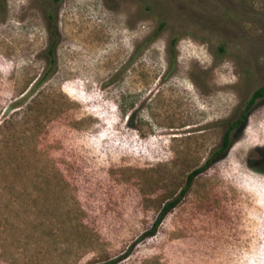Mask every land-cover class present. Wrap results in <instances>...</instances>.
Masks as SVG:
<instances>
[{"label": "rangeland", "instance_id": "rangeland-1", "mask_svg": "<svg viewBox=\"0 0 264 264\" xmlns=\"http://www.w3.org/2000/svg\"><path fill=\"white\" fill-rule=\"evenodd\" d=\"M1 1L0 264H264V0Z\"/></svg>", "mask_w": 264, "mask_h": 264}, {"label": "trees", "instance_id": "trees-1", "mask_svg": "<svg viewBox=\"0 0 264 264\" xmlns=\"http://www.w3.org/2000/svg\"><path fill=\"white\" fill-rule=\"evenodd\" d=\"M0 6H2V1L0 0ZM49 32H50V37L51 39L49 40V43L44 51V57L46 58V67L45 69H43V71L41 72V74L39 75V78L37 80H35L34 83L39 84L40 82H43L45 79L48 78L49 74L51 73L53 67H54V48L55 45L57 43V37H56V32H54V25H51L49 27ZM264 96V84L258 86L257 88H255L251 94L249 95L248 99L245 101L244 107L243 109L240 111L239 116L236 120H234L233 122L229 123L227 128L225 129V131L223 132L222 136H221V140H220V144L219 147L213 152L211 157H215L220 155L221 153H223L225 151V149L228 147L229 142H230V130L238 125H241L244 118H245V114L246 112L249 110V108L251 107V105L253 104L254 100L256 98L259 97H263ZM210 158H207L205 160V162L199 167L196 168L194 170H192L190 173L187 174L186 177V182H185V187L184 189H186V187L190 184V181L192 179V177L199 172L200 170L204 169L206 167V165L210 162ZM184 191V190H182ZM174 203V200H171L169 202H166L162 208V210L160 211L159 215L156 217V219L154 220V222L152 223V226L150 228V230H148L147 235H151L153 233V231L155 230L160 218L162 217L163 213ZM114 260H109L106 262H102L99 264H113Z\"/></svg>", "mask_w": 264, "mask_h": 264}]
</instances>
